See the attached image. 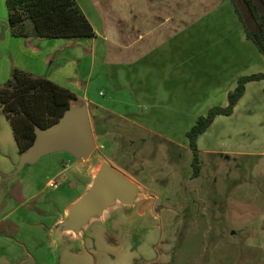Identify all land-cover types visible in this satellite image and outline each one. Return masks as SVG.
Segmentation results:
<instances>
[{"label": "rangeland", "instance_id": "rangeland-1", "mask_svg": "<svg viewBox=\"0 0 264 264\" xmlns=\"http://www.w3.org/2000/svg\"><path fill=\"white\" fill-rule=\"evenodd\" d=\"M157 72L146 81L160 90ZM91 75L92 130L104 128L105 136H94L86 161L54 153L16 173L20 153L0 108V264H264V81L248 84L233 114L216 117L198 137L200 172L192 178L186 134L211 108L227 105L236 82L222 76L184 84L177 100L147 107L145 147L108 149L114 119L94 106L139 114L130 93L143 84H127L122 70L104 81L94 69ZM103 163L137 186L134 201L107 208L77 235L52 236Z\"/></svg>", "mask_w": 264, "mask_h": 264}, {"label": "crops", "instance_id": "crops-1", "mask_svg": "<svg viewBox=\"0 0 264 264\" xmlns=\"http://www.w3.org/2000/svg\"><path fill=\"white\" fill-rule=\"evenodd\" d=\"M75 1L95 38H14L5 0H0V86L20 69L70 90L88 109L86 93L93 69L96 79L102 81L119 70L126 74L127 84L142 80L143 87L134 91L136 96L130 93L131 88L129 92L137 101L139 114L94 106L97 113L114 119L108 149L112 143L119 149L145 147L146 109L152 101L157 106L159 101L177 100L175 95L187 83L222 76L237 83L247 76L239 70L264 66V57L247 40L229 0ZM230 69L238 70L230 74ZM153 70L158 71L160 90L146 81L147 77L153 79ZM98 130L105 136L104 128Z\"/></svg>", "mask_w": 264, "mask_h": 264}, {"label": "trees", "instance_id": "trees-1", "mask_svg": "<svg viewBox=\"0 0 264 264\" xmlns=\"http://www.w3.org/2000/svg\"><path fill=\"white\" fill-rule=\"evenodd\" d=\"M242 25L245 36L264 57V0H229ZM7 23L14 38L84 40L95 38V32L75 0H5ZM32 25L27 30L26 23ZM264 81V72L240 77L233 91L227 94L225 107L211 108L205 117H199L187 132L193 154L192 178L200 172L197 139L218 116H231L245 94L247 83ZM77 100L70 90L46 78L15 69L0 86V108L9 124L20 154L35 139L34 125L47 128L58 121ZM99 137L101 132H93Z\"/></svg>", "mask_w": 264, "mask_h": 264}, {"label": "water", "instance_id": "water-1", "mask_svg": "<svg viewBox=\"0 0 264 264\" xmlns=\"http://www.w3.org/2000/svg\"><path fill=\"white\" fill-rule=\"evenodd\" d=\"M35 139L20 154L16 173L40 158L66 153L75 160H88L96 150L90 114L86 106L68 108L57 122L47 128L34 125ZM137 195V186L121 172L103 163L85 193L66 209V215L53 228L52 236L79 234L91 219L101 216L109 207L120 203L130 205Z\"/></svg>", "mask_w": 264, "mask_h": 264}, {"label": "built area", "instance_id": "built-area-1", "mask_svg": "<svg viewBox=\"0 0 264 264\" xmlns=\"http://www.w3.org/2000/svg\"><path fill=\"white\" fill-rule=\"evenodd\" d=\"M48 187L50 188V189H56V183H54V182H50L49 184H48Z\"/></svg>", "mask_w": 264, "mask_h": 264}]
</instances>
